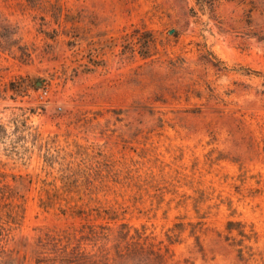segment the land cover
<instances>
[{
	"label": "rangeland",
	"instance_id": "374dc122",
	"mask_svg": "<svg viewBox=\"0 0 264 264\" xmlns=\"http://www.w3.org/2000/svg\"><path fill=\"white\" fill-rule=\"evenodd\" d=\"M0 264H264V0H0Z\"/></svg>",
	"mask_w": 264,
	"mask_h": 264
}]
</instances>
